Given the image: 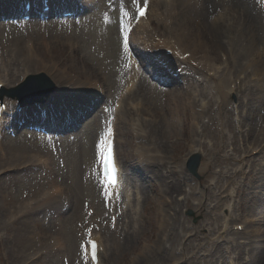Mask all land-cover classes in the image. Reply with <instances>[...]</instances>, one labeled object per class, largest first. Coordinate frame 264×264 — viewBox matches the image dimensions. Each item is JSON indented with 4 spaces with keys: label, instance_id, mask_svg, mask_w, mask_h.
<instances>
[{
    "label": "rangeland",
    "instance_id": "374dc122",
    "mask_svg": "<svg viewBox=\"0 0 264 264\" xmlns=\"http://www.w3.org/2000/svg\"><path fill=\"white\" fill-rule=\"evenodd\" d=\"M11 1L20 0H0V5ZM205 1L202 12L211 20L215 6L221 0ZM247 1L250 9L255 1L259 3V0ZM33 2L37 5V11H33L35 21L27 26L18 21L21 15L0 12V75H7L11 80L7 85L9 89L23 85L29 75L41 73L35 69L43 65L28 62L24 68L20 63L26 59L25 54L5 72L2 70L4 51L15 49L22 39L26 42L29 38L33 42L52 41V34H57L55 29L62 31L66 39H74L78 46L76 53L105 73L113 85L124 79L122 22L123 17L135 16L133 0H96L91 3L93 10L84 18L62 21L58 20L57 12L50 15L49 22L39 20L40 6L36 0ZM163 11L164 6L160 12ZM252 13L255 15V11ZM103 15L105 22L100 21ZM10 16L16 21L9 20ZM260 17L263 22L257 24V31H252L248 42L251 43L253 34L256 39L263 36L258 45L264 46V10ZM200 18L204 19V16ZM238 23L240 29L245 25L241 19ZM231 25V22L226 24L227 27ZM150 28L151 36L156 40L167 33V28L156 17L152 18ZM139 37L140 32L136 34V38ZM227 39L226 36L221 39L224 52L223 42ZM63 48V56L51 49L52 53L59 54V60H65L71 54L67 46ZM152 51L148 55L158 62L159 55ZM19 54H22L21 50ZM221 57L226 60L225 55ZM226 61L231 69H236L232 55ZM160 64L164 74L189 76L190 83L202 82L201 77L183 70V66L177 64L178 68L176 65L170 68L163 62ZM46 65L53 67L52 63ZM26 69L28 72L23 77ZM69 70L71 76L76 75ZM142 71L145 83H149L146 91L156 89L159 95L154 104L143 91L141 94L137 91L136 98L144 104L126 117L128 125L122 120L117 124L118 156L126 176L128 172L135 185L134 197L138 199V203L133 199L137 214L131 211L128 219L121 217L118 228L112 217L114 211L103 207L98 182L90 174L94 143L105 117L109 116L105 109L115 103L114 97L109 95L115 88L109 82L107 86L95 84L100 79L95 72L91 79L94 86L85 87L79 86L74 77L44 71L56 84V90L40 110L45 106L56 112L57 103H65L61 117L53 121L62 127L47 125L58 133L57 137L24 130L25 121L38 123L40 120L36 106L27 109L29 114H17L16 100L4 96L3 102L9 109L0 123V264H86L82 245L88 229L84 222L88 219L95 222L97 230L100 228L103 238L108 241L109 250L104 254L103 264H134L133 259L136 264H264V96L260 103L257 102L255 89H249L245 82L237 80L230 97L233 103L223 107V125H220L215 102H210L199 124L203 129H198L197 135L189 136L181 132L180 121L186 120L185 128L191 131L190 112L186 114L183 110L178 124L170 115L175 108V95L187 98L185 82L173 79L169 84H159L151 68L146 66ZM233 76L236 79L235 73ZM207 84L206 80L200 83L198 91L201 93ZM99 85L104 87V93L100 89L101 95H98L101 98L97 97ZM207 91L210 93V89ZM205 98L208 101V97ZM178 101L183 106L182 100L178 98ZM74 105L80 110L74 109ZM93 108L96 109L94 115L79 127ZM164 116L171 123L175 122L176 127H167ZM134 123L137 126L134 127ZM220 139L228 142V146L208 147L211 140L215 143ZM178 140L185 144L184 152H179L181 149L176 147ZM191 145L202 155L199 178L187 170L188 158L194 153L190 152ZM216 155L227 158L213 160ZM36 156L48 160L47 171L36 165ZM22 157H25L24 161H20ZM236 159L241 163L237 164ZM88 179L94 182L87 183ZM171 181L178 189L166 195L163 192L166 182ZM51 186L62 188L64 196L41 201L49 198L47 192L51 191ZM185 196L188 200H184ZM165 199L171 204L164 203ZM31 200L40 202H27ZM26 207L30 209L24 211ZM133 207L134 204L131 209ZM117 210L122 211L119 205ZM237 226L241 230H237ZM59 242L66 247H61Z\"/></svg>",
    "mask_w": 264,
    "mask_h": 264
},
{
    "label": "bare ground",
    "instance_id": "6f19581e",
    "mask_svg": "<svg viewBox=\"0 0 264 264\" xmlns=\"http://www.w3.org/2000/svg\"><path fill=\"white\" fill-rule=\"evenodd\" d=\"M42 1L43 0H36V3L40 5ZM94 1L96 0H49V3L50 5H52L51 11L53 12V10H60L63 7H74L75 5H77V3H82L83 6L87 7ZM204 2L207 1L204 0L201 3L199 0H153L149 8V13L147 14V19L141 20L139 22V25L137 26V29L140 32V37L136 45H138V58L141 66L145 69L146 65L144 63V60H147V67L151 68V70L153 71V75L158 78L156 79L157 82L161 81L163 82V84H169L173 79H177L180 82H185V95L187 96V98L182 99L180 95H175L177 97L174 100L175 111L172 110L170 115H172L174 121L176 122V124H178L179 116L181 117L180 113L183 110L186 112V114L190 112V120L192 122L191 131H188L185 128L186 120L180 121L182 128L181 132L183 134L187 133V135L189 136H191V134L197 135L199 131L198 129L202 128L199 126V124L202 120L201 118H204L203 116L206 115V108L210 102H215L219 119H221L220 125H223V107L227 106L229 103H233L231 102L230 97L234 93V84L237 82V80L245 82L247 88L250 89V87H252L253 89H255V99L257 102L260 103L264 96V46L258 45L263 36L256 39V35L253 34L251 43L248 42V38L252 34V31H257V24L263 22V19H261L260 15L264 10V5L262 4L264 0H261L259 4L256 2L253 3V9H250V6L248 5L249 2L247 0H221V2L217 3V5L215 6L216 9H214L213 11L214 18L211 20L209 18H205V13L202 12ZM18 4L19 2L1 4L0 12L20 14L23 12V10L19 7ZM163 6L164 11L160 12L161 7ZM35 7L37 8V5H35ZM252 10L255 11V15L252 13ZM106 13L107 10L105 9V16ZM104 15L100 19V21L105 22ZM202 16H204V19L200 18ZM153 17H156L159 22H161L167 28V33L163 36H160L159 40H156L155 36H151L150 26ZM238 19L243 20L245 24L241 29L239 28L240 26L238 23ZM230 22L232 23V25L227 27L226 24ZM54 31H56L57 34H52V41L47 42L46 40L41 39L40 42H33V40L29 38L30 35L28 34L27 36L29 39L27 42L25 41V39H22V43L17 45L15 49L4 51L6 52V54H3L2 70L8 72V68L12 65H15V63L20 60L17 58H21L26 54V59L22 60L20 63V65H23L24 68L25 64H27L28 62L37 64V66L39 64H42V68L38 67L35 70L38 72L45 71L48 73H59L57 75H65L70 78L74 77V79L79 82V86L82 85L85 87H93L94 80L91 79L94 76L93 74L95 72L100 78L95 82V84L99 82L101 85L107 86V83L109 82L110 86L115 88V90L113 92H110L109 94L111 95V97H114V99H116V101L120 104L119 109L114 110L113 113V121L115 122V124L119 123L122 120L126 125H128V123L126 122L128 118L126 117H128L132 111L137 110L144 104L142 100L136 98L137 91L140 92V94L143 91L144 96H147L148 99H151L154 104L157 103L159 95L158 92L155 88L153 92L146 91L148 89L147 85H149V83H145L147 82L146 79L142 77V73L140 72L141 70L135 69V64L131 65L130 70H124V79H122L120 83L118 81L116 85H113V81L111 82V80L105 73L102 74L101 70L95 68L92 64L89 63L88 60L76 53L78 46L74 39H66L65 36H63L62 31L58 32V30L56 29ZM56 35H61V37H58ZM156 36L158 37L159 35ZM224 36L228 38L225 43L223 42V45L226 48V52H224L221 44V39ZM66 46L68 47V50H71V54L68 55L65 60H59V54L63 56V47ZM52 48L53 51H56L59 54L52 53ZM20 50L22 51V54H19ZM150 50H154L157 55H159L158 63L153 59L152 56L148 55V52H150ZM166 50L172 51L173 54L171 55V57L166 56ZM220 51L221 53L219 57ZM222 54L226 56V60L229 55H232L233 62H235L236 64L235 70L231 69L228 62L222 59ZM253 56H255V58L251 59V57ZM159 61L165 63L170 68L175 65L177 68L179 66H183V70L190 71L192 74H196L201 77L203 80L202 84L206 80L208 82L206 89H202L200 93L198 90L201 82L196 81L190 83L189 76H180L175 73L174 74L176 76L174 74L171 75L170 73L164 74L162 65L159 64ZM128 62L130 63L129 60ZM46 63H52L53 67H48ZM177 64L179 66H177ZM60 65L66 66L67 68L62 69ZM68 67L72 72H75L76 75L71 76L68 72L70 71ZM25 71L26 72L22 74L23 77H25L26 73L28 72L27 69ZM177 71H179V69H177ZM233 73L236 74V79L234 78ZM186 74L187 72L185 73V75ZM10 82L11 80L7 77V75H0V83H2L4 87H6ZM122 83L123 85L121 86ZM151 85L153 86V83H151ZM97 88V97H100L98 96L101 95L100 89L104 93V87L99 85ZM207 89H210V93L212 96L210 95L209 91H207ZM205 96L208 97V101H206ZM178 98L179 100H182L183 106L179 105L180 101H178ZM64 104L65 103L63 102L57 103L55 113L51 112L52 109L48 110V118L47 120L43 121L42 125L54 124L55 127H62L61 124H55L53 121L61 117L63 111L62 107ZM73 108L80 110V107H78V105H74ZM43 109H46L45 106L42 108V112ZM65 111L66 110H64V112ZM24 113L29 114L27 109L24 111ZM226 114L228 113L226 112ZM39 119L40 120L38 121L41 122L42 118L39 117ZM98 119V117L94 118L95 122H97ZM163 120L164 124L167 127H176L175 122L171 123V121L166 118V116H164ZM25 122L28 123L31 121ZM133 125L134 127L137 126L136 123H134ZM51 132L54 133V130ZM182 142L183 141L178 140V143L176 144V147L181 149L179 150V152H184L185 149V144H181ZM180 145L181 147H179ZM227 146L228 142L223 139L217 140L215 143H213V140H211V142L208 144V147L211 149L225 148ZM197 151H199V149H196L194 145L190 146L191 153ZM216 156L217 157H215L213 160H219V158H227L226 156L224 157L222 155ZM24 160L25 157H22L20 161ZM237 160L236 163H241V160ZM36 161L37 164L42 165L44 169H47V167L49 166L48 160L44 157L36 156ZM118 165L121 171V174L119 175V182L122 183L119 190L121 202L119 204L118 199L115 198L114 200H111L113 206L109 208V210L112 209L114 211L113 214L118 211V205L122 210L121 215L116 221V228H118V225L120 224L118 220H120L121 217L128 219L129 214H132L131 211H133L134 214H137L138 212L135 208V203H133V199H135V191L133 189L134 184L132 183V180L129 179L130 177H128V172V176H122V167L119 161ZM177 189L178 185H173V181L169 183L166 182V187L163 192L166 195H169L170 193H174V191ZM51 192L52 193L49 192L50 198H61L62 196H64L62 188L59 187L53 188ZM135 200L137 201L138 199L136 198ZM184 200H188V198L185 196ZM44 201L47 202L48 198H45ZM30 202H33V200H31ZM165 202L171 204V202H169L167 199H165L164 203ZM133 204L134 207L131 209ZM26 208L27 210L24 211H28L30 209V207ZM230 217H233V215H230ZM229 220L230 218L225 221L226 228H228ZM166 224L167 222L166 220H164V225ZM125 227H127V221H125ZM95 231L96 233L100 234L99 242L103 247V251H105V253L102 252L104 256V254H106V251L109 250L108 241L103 238L100 228L98 230L96 229ZM238 234L239 233L236 232V235ZM256 240L259 241L258 239ZM262 241H264V239H262ZM118 243H121L120 240ZM59 244L61 247H66L63 242H59ZM238 245L241 246L240 243H238ZM143 254L147 255L145 252ZM100 255L101 260L98 264H102L103 262L102 254L100 253ZM133 263L136 264V259H133Z\"/></svg>",
    "mask_w": 264,
    "mask_h": 264
},
{
    "label": "snow or ice",
    "instance_id": "6c2138e0",
    "mask_svg": "<svg viewBox=\"0 0 264 264\" xmlns=\"http://www.w3.org/2000/svg\"><path fill=\"white\" fill-rule=\"evenodd\" d=\"M133 3L137 5L138 13L140 16L145 15V10L143 7H140L139 0H133ZM127 15V13H125ZM128 27H125V48L127 49V32ZM109 135H111V132H109ZM100 159L104 166V171L106 178L108 179L109 183L115 184L116 183V173L117 168L115 166V161L112 154V149L110 144H106L105 140H101L100 145ZM89 243L92 245V252H93V258H95V252H96V243L94 241H89ZM83 247V245H82Z\"/></svg>",
    "mask_w": 264,
    "mask_h": 264
},
{
    "label": "water",
    "instance_id": "95a60500",
    "mask_svg": "<svg viewBox=\"0 0 264 264\" xmlns=\"http://www.w3.org/2000/svg\"><path fill=\"white\" fill-rule=\"evenodd\" d=\"M47 84H49V82L46 83V78L42 75L36 78H31L30 81L18 88L13 97H17L20 101L22 100L23 104L30 100H32V102L43 101V98L47 97L51 91ZM24 88H26L30 94H27ZM197 166L198 163L192 168L193 173H196Z\"/></svg>",
    "mask_w": 264,
    "mask_h": 264
}]
</instances>
